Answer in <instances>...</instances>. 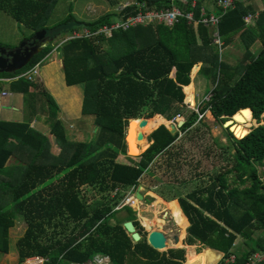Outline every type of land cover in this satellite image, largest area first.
I'll list each match as a JSON object with an SVG mask.
<instances>
[{
	"label": "trees",
	"instance_id": "1",
	"mask_svg": "<svg viewBox=\"0 0 264 264\" xmlns=\"http://www.w3.org/2000/svg\"><path fill=\"white\" fill-rule=\"evenodd\" d=\"M56 1L0 0V8L32 32L44 28L45 34L52 37L72 28L93 32L114 23L116 17L121 22L138 10L178 7L185 12L192 10V19H196L200 6V0L193 8L191 0H186L185 6L180 0H135L136 5L92 21L76 19L69 11L64 18L50 23L48 18ZM250 10L236 1L218 25L224 44L240 38L244 53L234 66L219 59L209 28L201 23L197 24L201 45L196 46L190 24L193 21L184 16L173 25L154 22L114 29L109 37L98 33L63 39L59 50L65 85L82 84L81 114L92 117L96 130L88 141L73 142L62 161L57 158L58 152L68 136L58 116L59 104L47 90L29 93L28 88L36 84L24 76L11 80L10 89L23 96V120H0V252H9V228L14 226L15 218L21 217L25 227L15 243L17 264L30 255L46 257L43 264H69L89 261L96 254L108 256L111 264H183L184 247H168L160 253L152 250L145 237L133 242L122 223L131 221L140 235L143 228L129 205L116 208V201L112 205L102 200L88 202L81 190L83 186L98 193L136 188L140 176L149 172V166L162 152L166 153L167 166H172V158L183 149L182 143L178 149L172 148L175 139L180 131L188 130L197 113L191 111L175 133L161 122L181 113L176 104L184 98L182 90L186 100L194 104L190 77L193 79L197 69L211 83L206 90L203 87L207 100L199 111L209 109L217 120L224 121L240 107L250 106L253 115L259 116L264 110V9L258 12L252 26H246L243 18ZM256 41L258 46L251 51ZM49 50L46 44L22 67L2 70L0 78L16 77L21 70L39 63ZM200 61H208L207 67L198 68ZM37 103L47 108L52 144L48 134L29 126L28 121L37 113ZM135 116L147 118L145 124L135 126L132 131L136 133L128 140L129 147L143 149L133 155L127 154L125 133L130 118ZM152 128V142L147 146V141H142L143 133ZM139 131L142 137L137 139ZM227 138L230 143L221 146L234 163L209 175L185 196L179 195L181 215L175 218L183 232L188 226V245L199 240L223 252L224 257L233 254L235 259L230 264H246L254 252L264 251V183L257 169L264 165V123L252 126L240 138L232 133ZM12 140H17L13 148L4 146ZM119 153L126 154L125 161L116 159ZM119 210L126 214L116 216ZM111 218L113 223H109ZM237 235L244 237L245 247L234 243ZM218 264H224L223 260Z\"/></svg>",
	"mask_w": 264,
	"mask_h": 264
},
{
	"label": "rangeland",
	"instance_id": "2",
	"mask_svg": "<svg viewBox=\"0 0 264 264\" xmlns=\"http://www.w3.org/2000/svg\"><path fill=\"white\" fill-rule=\"evenodd\" d=\"M180 1L184 3L183 6H185L186 0ZM197 1L198 0H191L190 2L196 3ZM205 1L211 0H200L199 9H204V6L201 4H204ZM254 1L260 2L257 3L258 6L252 2L253 8H255V10L257 8L263 9L264 3L263 5L261 4L263 0ZM129 4L136 5V1L57 0L55 2V6L51 10L48 21L50 23L59 21L60 19L64 18V16L69 11L76 19L92 21L108 12H119L122 7ZM253 15L255 14L253 13ZM257 15L258 12L255 16H250L248 20H244L243 18L245 25L252 26ZM150 23L151 22H146L141 25H148ZM190 24L195 37L196 46H200L201 39L198 34L197 24L196 22ZM113 25L116 27V24ZM208 28L209 37L211 40L212 28ZM112 30L113 28H107L103 32L106 37H109L113 32ZM69 32L70 31L57 34L53 38V40L47 44L49 45L50 50L43 56L42 60H40L41 63L39 62V66L36 65L35 67H30L29 69L25 68L21 70V72H19L16 77L14 76L13 78L0 79V120L2 121L5 119H13L12 116L15 117L17 121L23 120L21 115H19V112H21L20 109H22L23 111V105L21 103L23 96L22 94L10 89V81L15 80L17 77L24 76L26 80L36 84L35 87L28 88L29 93L40 90H47L55 98L60 107L58 116L65 123L66 134L68 136L66 142L62 143V146H60L59 148L57 157L59 161H62V158L73 142H75L76 140L88 141L91 138L93 132L96 130V126L92 124V117L89 115L84 116L81 114L83 92L82 84L66 86L64 78H62L63 69L59 44L68 36ZM32 34L33 32L30 28H28V26H25L20 21L14 20L10 13L8 14L0 8V46L6 48H14L19 41L26 37L32 36ZM220 41L221 45L218 46L216 44V48L218 49L219 59L221 61H226L224 59V56L228 58L242 57L243 48L240 43V38H237L234 45L232 44V46L228 48L224 46L223 40ZM212 42L214 41H211V43ZM105 45L106 43L102 46ZM257 46L258 43L253 45L252 47H254L255 49ZM201 52L205 54V49H203ZM50 59V62H54V64H47ZM60 64L61 66H59ZM207 65L208 61L198 62V68L207 67ZM172 72L171 76H173ZM197 73L198 69L196 70V74L194 75L193 79H191L190 77V80H192L193 83V93L195 101L194 104L191 105L186 100V92L182 90L181 87V90L184 93V98L181 102H178V104H176V110L180 109L181 113H178L177 115L175 114L174 118L161 122L166 124V126L168 127H170L168 122H170V124L172 122V124L175 126V131L178 128L177 119L179 117H182L184 119L190 114L191 111L197 109V101L202 98V92L200 91H203V87L201 86L202 88H200L199 82L197 83V81L195 80V78H197ZM202 85L206 90L211 86V83L205 81V83H202ZM66 87L69 90H67ZM9 104L17 106L18 113H8V109L10 108L8 107ZM39 105L40 103H37L36 114L40 119L37 118L35 114L32 115V118L30 119V121H28V123L29 126L35 128L39 132L45 135L48 134V138L50 141L49 143L52 144L51 142L54 141V139L52 137V134L48 133L49 125L46 123V120L48 118V114L46 112L47 108L40 107ZM196 113V115L194 116L195 120L190 125V127H188V130L186 129V131H180L177 138L175 139L172 148L174 147L175 149H178L179 147H181L182 143L183 149L179 154L172 158V166L170 168L166 164V153L162 152L156 157L155 162L149 166V172L146 171L140 176L139 183L136 188L127 187L121 189H108L103 193H98L92 188L83 186L81 192L85 194L88 202L92 200H102L104 202L108 201V204L112 205V202L116 201L117 206H120L124 203L127 204V201L130 197H136V193H139L142 195V198L136 197L138 198L137 200L131 199V201H129V204L127 205H129L133 209L136 220L143 228L141 229V237L146 238L147 232L151 229H157L164 233L166 237V243L168 242L169 244L164 247L157 248V251L161 253L165 252L168 247H184L185 259L183 261V264H189L192 257L200 258V256H203L204 261H208L212 257L216 258L215 262H210L209 264H218L221 260H223L224 264H230V262L234 259V255L232 254L224 257L223 252L215 250V248L209 247L206 244H202L199 240L191 243L192 245H188L189 243L186 242L188 226L184 229L183 232L180 227H178V223L176 222L175 218L180 214V211L178 210L179 195L185 196L188 192L197 187V185L202 181H206L209 175L214 174L215 171L222 169L226 164H228V168H230V166H232V164L234 163V158L232 159L230 153L227 150H224L221 146V144L224 145L230 143V140L225 135L227 132L225 126H223V122L217 120L209 110H204L203 113H200L196 110ZM263 116L264 111L260 114V117ZM251 117L252 115L250 113V115L248 116V120H252V123L257 122L254 118ZM240 124L244 123H237L233 131L237 136H241L245 134L244 132L247 129L249 130L248 126H242ZM154 128L143 133L142 141H148L147 146L152 142V139L149 138V134ZM128 129L130 128H128L127 126V130ZM132 133L136 132L132 131ZM128 140H130V135ZM16 141L17 140L9 141L4 146L11 149L13 148ZM208 148L210 150L209 152L207 151ZM141 151H139V153ZM130 154L136 155L133 152ZM125 155L126 154L119 153L116 159H124L125 161ZM227 159H229L230 162H228ZM9 162H11V158L8 159V163ZM257 169L259 175L261 176V180L264 183V165H258ZM242 187H245V185H243ZM5 198L8 199L7 194L5 195ZM170 198H173L175 201H173V203H170L171 201H168L171 200ZM144 199H148V201H144ZM132 200L138 201L136 203V206H133ZM168 205L172 207V212L170 210L171 207L169 208ZM113 208L116 209L115 207ZM125 214V210H119L117 211L116 216L120 217L124 216ZM113 222L114 219L111 218L109 220V223ZM24 227L25 224L23 219L21 217L15 218L14 226L9 228V252H0V264H17L18 258L15 243L19 235L23 232ZM253 231L254 234L258 233V230L256 228H253ZM182 234L183 239L181 240V242L183 243V245H175L176 243H174V236L178 235V237L180 238ZM234 243L245 247V245L242 244L244 243V237H242L241 235H237ZM215 251L218 253H216ZM262 261H264V251H256L249 257L246 262L248 264H259Z\"/></svg>",
	"mask_w": 264,
	"mask_h": 264
},
{
	"label": "built area",
	"instance_id": "3",
	"mask_svg": "<svg viewBox=\"0 0 264 264\" xmlns=\"http://www.w3.org/2000/svg\"><path fill=\"white\" fill-rule=\"evenodd\" d=\"M237 0H217L216 7L218 9L217 12H206L203 8L199 9L198 17L196 19H192V10H189L187 12L184 11V9L173 7L171 10L165 9V10H156V9H150L146 11L138 10L136 14L129 15L125 17V19H122L121 22L116 21L113 24H116V27L111 25H103L100 27L96 32H90L88 29H81L80 31L74 30L73 36L78 35H85V36H93L98 33H104L103 31L107 28H122V29H128L130 27L144 24L146 22H163L168 25H173L175 22L179 20L180 16H184L189 21L196 22V24L201 23L206 27H211V41H214L212 43L217 44L218 46L221 45V38L218 30V25L220 22V19L225 14V12L228 9H231L235 6V2ZM190 7H194V3H190ZM250 18V15H246L244 17V20H248ZM207 98V95L205 96ZM233 255V254H232ZM231 255V256H232ZM235 259V256H234ZM234 259L230 262L232 263ZM44 258H42L39 255H32L24 259L22 264H43ZM109 259L106 256H100L95 255L92 257L91 260H87L86 262H73L71 264H109ZM246 264H248L246 262Z\"/></svg>",
	"mask_w": 264,
	"mask_h": 264
},
{
	"label": "water",
	"instance_id": "4",
	"mask_svg": "<svg viewBox=\"0 0 264 264\" xmlns=\"http://www.w3.org/2000/svg\"><path fill=\"white\" fill-rule=\"evenodd\" d=\"M45 29H39L33 32L32 39L26 40L25 38L18 42V44L14 48H6L3 46H0V72L2 70H5V72H8V70H14L22 67L29 59L30 57L40 51L46 44L51 42L55 36H48L45 34ZM37 39V41H36ZM40 39V40H38ZM139 121L140 125L145 124L147 116H135L130 118L128 122V128H130L131 121L140 119ZM237 120L234 115L231 119H227L225 121V124H230L232 120ZM183 122V119L180 118L177 120V125H181ZM170 127H168L171 131V133L175 132V126L171 123H169ZM125 133V141H126V135ZM142 137V133L139 131L136 135L137 139H140ZM126 143V150L127 149V142ZM136 197L142 198V195L139 193H136ZM122 227L125 228L126 232L130 234V237L133 239V241L137 242L141 235L137 232L135 226L131 221H125L122 223ZM146 241L148 245L152 248V250H157V248L166 246V237L162 231H159L157 229H152L147 232ZM179 237L178 235L174 236V243H178Z\"/></svg>",
	"mask_w": 264,
	"mask_h": 264
},
{
	"label": "crops",
	"instance_id": "5",
	"mask_svg": "<svg viewBox=\"0 0 264 264\" xmlns=\"http://www.w3.org/2000/svg\"><path fill=\"white\" fill-rule=\"evenodd\" d=\"M238 1H241L242 3H243V5H245V6H248V7H250V11H249V15L250 16H255L256 14H257V12H259V11H261L262 10V8H257L256 10H255V8H253V5H252V2L254 3V4H256L257 5V3L259 2V1H252V0H238ZM260 3V2H259ZM263 3H264V0H263V2H261V4L263 5ZM201 5H203L204 6V10L205 11H207V12H212V11H215V9H216V5H215V3H212L211 1H205V3L204 4H201ZM258 6V5H257ZM252 9H253V13L255 14V15H253L252 14ZM263 9H264V7H263ZM247 14V15H248ZM238 37H235L233 40H230L229 42H227V43H225L224 44V46L225 47H231L232 46V44L234 45V43H235V40L237 39ZM258 42H255L253 45H255V44H257ZM253 50H255L254 49V47H252L251 48V51H253ZM243 53H244V49H243ZM243 53H242V56H243ZM242 57H240V58H238V57H234V58H228V57H225L224 56V59L226 60V61H224L225 63H227V64H229V65H233L234 66V64L237 62V61H239L240 59H241ZM52 60H54V59H52ZM51 59L49 60V62H47V64L48 65H50L51 64ZM198 63V62H197ZM52 64H54V63H52ZM59 66H61V64L59 65ZM62 74H63V76H62V78H64V73L62 72ZM195 80L197 81V83L199 82V86H200V88H202V87H204L203 85H202V83H205V81H207L204 77H202L200 74H198L197 73V78H195ZM202 86V87H201ZM199 88V89H200ZM200 92H202V91H200ZM21 103H22V100H21ZM8 107H10L9 109H8V113H18V110H17V106H13L12 104H9V106ZM23 108V107H22ZM21 110V112H19V115H21V117H22V115H23V111H22V109H20ZM12 118L13 119H5L6 121H10V120H16L17 121V119L15 118V117H13L12 116ZM148 142V141H147ZM168 211H170V210H168ZM172 212V211H171ZM187 263V262H186Z\"/></svg>",
	"mask_w": 264,
	"mask_h": 264
},
{
	"label": "bare ground",
	"instance_id": "6",
	"mask_svg": "<svg viewBox=\"0 0 264 264\" xmlns=\"http://www.w3.org/2000/svg\"><path fill=\"white\" fill-rule=\"evenodd\" d=\"M249 108H247V110H240V111H238L237 113H235L234 114V117L237 119V123H244V124H240V125H244V126H248V127H250L251 126V124H252V120L250 121V120H248V116L250 115V113H251V111H250V109L248 110ZM252 118V117H251ZM139 121H141V119H136V120H133L132 122H131V124H130V129H129V135H130V137L132 136V130L135 128V126H137L138 125V123H139ZM237 123H234V124H232L231 125V128H232V130L234 131V129H235V126H236V124ZM175 133V132H174ZM129 135L127 136V138H126V142H127V148H128V154H130V153H134V154H138L139 153V151H138V148H137V146L136 145H132V146H130L129 147V142H128V139H129ZM130 148H131V151H130ZM131 199H135V200H137L138 198H136V197H130L129 199H128V201L127 202H129V201H131ZM135 200H132V204H133V206H136L137 204V202L138 201H135ZM161 203H164V202H161ZM152 230V229H151ZM183 239V234L180 236V238H179V241H178V243H176L175 245H183V243L181 242V240ZM167 244H169L168 242L166 243V245ZM215 260H216V258H214V257H212L210 260H208V261H204L203 260V256H200V258H197V257H192L191 258V261L189 262V264H209L210 262L212 263V262H215Z\"/></svg>",
	"mask_w": 264,
	"mask_h": 264
},
{
	"label": "clouds",
	"instance_id": "7",
	"mask_svg": "<svg viewBox=\"0 0 264 264\" xmlns=\"http://www.w3.org/2000/svg\"><path fill=\"white\" fill-rule=\"evenodd\" d=\"M238 1V0H237ZM216 4V3H215ZM130 5V4H129ZM126 6H128V5H125L124 7H126ZM124 7H122V8H124ZM121 8V9H122ZM217 8V7H216ZM120 9V10H121ZM215 10H217V9H215ZM207 12V11H206ZM116 21H118V18L116 17L115 18V22ZM114 22V23H115ZM113 24V23H112ZM111 25V24H110ZM139 25H141V24H139ZM134 27V26H133ZM82 29H87V28H82ZM99 29V28H98ZM98 29H96L95 31H93V32H96ZM118 29V28H117ZM74 30H76V29H71V31H70V35L69 36H67V37H71V36H73V31ZM81 30V29H80ZM79 30V31H80ZM89 30V29H88ZM114 30V29H113ZM104 34V33H103ZM105 35V34H104ZM39 66V63H35V64H33L32 66H30V67H35V66ZM29 67V68H30ZM28 68V69H29ZM1 79V78H0ZM205 96H206V93H203V91H202V98H200L198 101H197V105L196 106H198L197 107V109H195L194 111H199L198 110V108H199V106H201V104H204L205 103V101L207 100V98H205ZM242 108H249L250 109V111H251V115H252V117L257 121V122H255V123H252L251 124V126L249 127V130L245 133V134H247L250 130H251V127L252 126H257L258 124H260V123H264V116L263 117H260V114L264 111V110H262L261 112H260V114H259V116L258 117H255L254 115H253V110H252V108L250 107V106H245V107H240L239 109H237L231 116H227V118L224 120V121H222L223 122V126H225V128H226V136L228 137V134L229 133H232L235 137H237V138H240V137H242V136H244L245 134H243V135H241V136H237L234 132H233V130H232V128H231V125L232 124H234V123H237V120H232V122L230 123V124H225V121L227 120V119H231L232 117H233V115L236 113V112H238V110H241ZM204 110H209V109H204ZM204 110L202 111V113L204 112ZM200 113H201V111H199ZM180 118H182V117H179L178 119H180ZM166 120H169V119H167V118H165ZM177 119V120H178ZM183 119V118H182ZM261 120V121H260ZM168 123H170V122H168ZM172 123V122H171ZM183 123V122H182ZM254 124V125H253ZM177 126H179V125H177ZM168 127V126H167ZM260 179H261V176H260ZM170 199H173V198H170ZM178 203H179V201H178ZM124 204H126V203H124ZM124 204H122V205H124ZM127 204H129V202H127ZM179 206H180V204H179ZM118 207V206H117ZM116 207V208H117ZM181 208V207H180ZM182 210V209H181ZM184 214V213H183ZM166 242V241H165ZM157 251V250H156ZM96 255H100V256H106V255H101V254H96ZM30 256H32V255H30ZM39 256H41V255H39ZM95 256V255H94ZM27 257H29V256H27ZM27 257H25V258H27ZM42 258H44L45 260H44V262L45 261H47V259H46V257H43V256H41ZM108 259H109V257L108 256H106ZM24 261V260H23ZM22 261V262H23ZM43 262V263H44ZM109 262H110V259H109ZM22 264V263H21ZM69 264H71V263H69ZM109 264H111V263H109Z\"/></svg>",
	"mask_w": 264,
	"mask_h": 264
},
{
	"label": "flooded vegetation",
	"instance_id": "8",
	"mask_svg": "<svg viewBox=\"0 0 264 264\" xmlns=\"http://www.w3.org/2000/svg\"><path fill=\"white\" fill-rule=\"evenodd\" d=\"M25 39L28 41V40H31L32 37L31 36L30 37H26ZM36 41H37V39H36Z\"/></svg>",
	"mask_w": 264,
	"mask_h": 264
}]
</instances>
